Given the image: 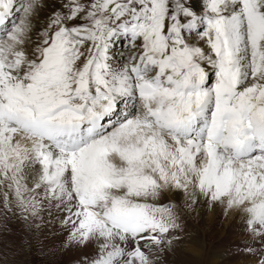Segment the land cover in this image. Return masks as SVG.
<instances>
[{
  "label": "snow or ice",
  "instance_id": "obj_1",
  "mask_svg": "<svg viewBox=\"0 0 264 264\" xmlns=\"http://www.w3.org/2000/svg\"><path fill=\"white\" fill-rule=\"evenodd\" d=\"M43 7L0 0L5 220L47 201L78 264H159L176 191L264 236V0H64L34 33Z\"/></svg>",
  "mask_w": 264,
  "mask_h": 264
},
{
  "label": "bare ground",
  "instance_id": "obj_2",
  "mask_svg": "<svg viewBox=\"0 0 264 264\" xmlns=\"http://www.w3.org/2000/svg\"><path fill=\"white\" fill-rule=\"evenodd\" d=\"M19 2L20 0H17V4ZM46 13L48 12L45 10L34 21V33L40 31L42 26L44 27L43 17L47 15ZM123 48L120 46L121 50ZM168 199L180 205L182 203L191 204L196 209L197 217L204 216L208 211L212 213L209 208L210 203L203 197L189 200L183 192L173 191L168 194ZM48 203L45 201L37 216H29L27 219L24 218L25 214L18 210H14V214L9 213L6 220L0 214V236L17 240L21 233L26 231V238L32 241L43 237L47 240V244H57L60 248L63 247V238L69 234V226L63 222L67 213L61 207L53 211ZM0 208H2V203H0ZM214 210L217 214L212 221L207 223L204 229V240L199 234H192L190 230L183 233L176 230L174 232L176 239L170 247L164 248L163 253L165 252L166 255L162 254L161 259H158L159 264H257L260 258H264V236L246 227L243 213L228 210L220 204H213ZM221 216L225 217L222 224L218 221ZM28 224L31 225V233L27 230ZM5 225L7 230H5ZM216 238L218 241L212 242Z\"/></svg>",
  "mask_w": 264,
  "mask_h": 264
},
{
  "label": "rangeland",
  "instance_id": "obj_3",
  "mask_svg": "<svg viewBox=\"0 0 264 264\" xmlns=\"http://www.w3.org/2000/svg\"><path fill=\"white\" fill-rule=\"evenodd\" d=\"M24 2H27V0H24ZM193 2L197 6H200L203 0H193ZM42 3L44 7L39 15L44 13L45 10L46 12H48L46 13L47 15H44L43 17V24L44 27H46L48 24V17L56 9L61 8L64 0H42ZM17 15H19V13H17ZM40 31H42V29H40ZM178 205L183 209L181 213V228L178 229L179 233L190 230L192 234H199L204 240V229L206 228L207 223L209 221H212L217 214L215 210L213 211V204H210L209 207L211 208L213 214L209 213L210 211H208L207 214L200 217H197L198 214L196 212V209L191 204L182 203L181 205ZM49 206L53 211H56V206L54 207L51 204ZM224 220L225 217L223 216L218 218L220 224H222ZM24 224L26 226V222H24ZM27 230L31 233V225L28 224ZM68 236L69 234L67 236H64V246L61 248L57 244H47V240L43 237H40L38 240L35 239V241H32V239L26 238V231L21 233V236L17 240L0 236V256H4V253H7V256L5 258L0 259V264H78L79 260L85 254H91L92 252H94V246H89L87 248H80L72 245L69 246V244H67L66 242L68 241ZM213 241H218V239L216 238L212 240V242ZM162 254L166 255L165 252H160L157 256V260L161 259Z\"/></svg>",
  "mask_w": 264,
  "mask_h": 264
}]
</instances>
